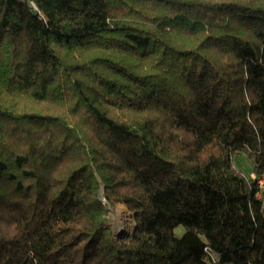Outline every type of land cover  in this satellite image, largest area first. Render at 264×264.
<instances>
[{
  "label": "trees",
  "instance_id": "16d2710c",
  "mask_svg": "<svg viewBox=\"0 0 264 264\" xmlns=\"http://www.w3.org/2000/svg\"><path fill=\"white\" fill-rule=\"evenodd\" d=\"M262 178L264 0H0V264H264Z\"/></svg>",
  "mask_w": 264,
  "mask_h": 264
},
{
  "label": "rangeland",
  "instance_id": "374dc122",
  "mask_svg": "<svg viewBox=\"0 0 264 264\" xmlns=\"http://www.w3.org/2000/svg\"><path fill=\"white\" fill-rule=\"evenodd\" d=\"M235 166L251 181L256 180V176L253 174V165L244 154H241L235 158ZM257 183L262 185L260 187L264 189V178L259 180ZM109 216L112 217L115 234L119 238H123L125 240L129 239L134 229V222L131 219L127 208L123 205H118L114 212L110 210ZM182 231L183 229L178 230L179 233Z\"/></svg>",
  "mask_w": 264,
  "mask_h": 264
},
{
  "label": "built area",
  "instance_id": "2783aa9c",
  "mask_svg": "<svg viewBox=\"0 0 264 264\" xmlns=\"http://www.w3.org/2000/svg\"><path fill=\"white\" fill-rule=\"evenodd\" d=\"M260 186H262V185H260Z\"/></svg>",
  "mask_w": 264,
  "mask_h": 264
}]
</instances>
